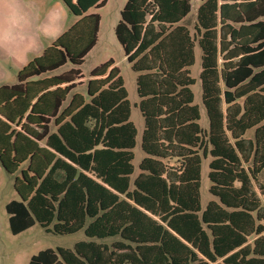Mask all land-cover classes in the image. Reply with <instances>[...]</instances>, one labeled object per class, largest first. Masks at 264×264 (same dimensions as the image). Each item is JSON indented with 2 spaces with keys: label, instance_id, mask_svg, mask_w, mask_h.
<instances>
[{
  "label": "trees",
  "instance_id": "trees-1",
  "mask_svg": "<svg viewBox=\"0 0 264 264\" xmlns=\"http://www.w3.org/2000/svg\"><path fill=\"white\" fill-rule=\"evenodd\" d=\"M200 1L193 31L192 0H128L121 11L115 34L145 123L135 178L138 131L119 69L111 60L87 82L81 70L107 0H62L78 22L0 87V164L20 173L11 233L38 223L88 239L29 264H264V0ZM207 159L215 200L203 210Z\"/></svg>",
  "mask_w": 264,
  "mask_h": 264
},
{
  "label": "rangeland",
  "instance_id": "rangeland-1",
  "mask_svg": "<svg viewBox=\"0 0 264 264\" xmlns=\"http://www.w3.org/2000/svg\"><path fill=\"white\" fill-rule=\"evenodd\" d=\"M126 2L127 0H109L108 4L97 12L101 18L98 42L86 56L81 70L85 77L84 82H87L94 69L111 60L115 62V66L119 69L128 92V100L131 105V121L138 131L137 145L133 150L135 154L133 164L136 168V173L133 178H135L139 173V164L145 157L141 149V138L145 123L138 109L140 101L136 83L138 74L132 71L123 48L115 34V28L121 20V11L126 5ZM192 4L191 15L185 21V24L193 31L197 10L201 1L192 0ZM17 6H19L18 9H16ZM48 16L51 18L49 22L54 19L57 27H59L58 22L60 20L64 26L63 32L58 38L78 21V18L70 14L62 0H0V38L18 39V46L21 48V41L28 37H33L34 43L38 44L39 49V54L34 56V58L40 57L44 53L43 51L53 43L49 36H42V31L46 33L47 29V25H42V22ZM39 34L41 36L37 37ZM33 50L35 51V49ZM71 68V65L68 64L64 68L56 71L54 75L62 74ZM201 70V50L197 47L196 63L191 68V76L196 80V84L192 87V90L195 94V103L201 107L203 117L201 124L206 128L208 119L202 107ZM17 82V71L15 69L10 70L6 83L8 85H15ZM249 135L251 137L252 133ZM209 162L210 159L203 162L201 186L203 210L210 201L215 200L209 191L212 185L208 176L210 171ZM19 175L20 173L14 176L9 175L0 164V264H29L32 256L37 255L40 251L49 248L73 249L76 243L88 240L84 231L73 235H57L46 232L38 223L33 228L19 235H13L9 226V215L6 211V206L11 201L20 200L14 188L15 178ZM107 243H111V241H107Z\"/></svg>",
  "mask_w": 264,
  "mask_h": 264
},
{
  "label": "crops",
  "instance_id": "crops-1",
  "mask_svg": "<svg viewBox=\"0 0 264 264\" xmlns=\"http://www.w3.org/2000/svg\"><path fill=\"white\" fill-rule=\"evenodd\" d=\"M108 1L109 0H107V4ZM18 8L19 6L16 7V9ZM50 19L51 18L48 16L42 22V25L45 24L47 25L46 33L42 31V36L44 35L45 37L49 36L52 39V42L54 43L58 39V36L63 32L64 26L62 22L59 20L58 22L59 27H57L55 20L52 19L51 22H49ZM40 36H41L40 34L37 35V37ZM18 44H19L18 39L6 38V37L0 38V87L4 85H8V83H6V80L10 70L15 69V71H17V77H18V73L32 61L34 56L39 54L38 44L34 43L33 37H28L23 41H21L20 42V45L22 46L21 48L18 46ZM52 44L50 46H52ZM33 49H35V51ZM45 50L43 52H45ZM8 86H13V85H8Z\"/></svg>",
  "mask_w": 264,
  "mask_h": 264
}]
</instances>
